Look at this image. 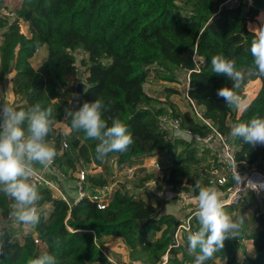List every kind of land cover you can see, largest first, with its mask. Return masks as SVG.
Wrapping results in <instances>:
<instances>
[{
	"label": "trees",
	"instance_id": "16d2710c",
	"mask_svg": "<svg viewBox=\"0 0 264 264\" xmlns=\"http://www.w3.org/2000/svg\"><path fill=\"white\" fill-rule=\"evenodd\" d=\"M17 8L18 19L11 25L0 19V81L12 78L19 103L12 105L27 109L36 103L51 106L56 118L54 131L48 143L58 155L55 164L65 173L75 172L77 162L94 164L102 168L88 176L91 188L106 186L113 175L108 163L118 156L120 168L142 164L148 158L162 157L171 162L164 181L180 190L189 185L194 196L197 183L193 168L200 166L197 147L182 134L168 133L160 126L165 115L181 120L183 130L190 129L205 137L212 129L194 114L187 96L200 109L205 120L234 147L240 168H256L264 172V146L253 147L242 139L229 136L235 123L248 122L254 117H264V77L249 76L238 90L241 95L253 81L261 79L262 88L256 98L238 117V110L226 106L217 96V90L231 87V81L212 71L211 58L222 54L235 59L237 66H253L251 42L258 35L247 28L248 22L258 19L264 29V0H253L249 5L240 0L225 6L228 0H22ZM29 25V35L20 33L18 20ZM261 29H256L259 34ZM48 48V55L38 69L31 60L38 50ZM83 55L81 66L85 70L84 91L70 104L60 98L62 91L76 94L79 68L74 51ZM86 54V55H85ZM190 56L204 60L200 71L188 76L185 88L187 111L182 112L169 100L162 101L149 95L145 89L150 67L159 66L157 76L163 81L175 82L184 71ZM7 84V83H6ZM170 94L175 90H168ZM103 98L112 104L103 114L109 126L119 118L134 137V145L127 153H110L103 161L96 158L98 141L85 139L82 132L71 129V119L66 108L78 110L85 102ZM65 124L70 133L64 134ZM67 141L71 152L61 153ZM210 150L206 149L204 153ZM214 159V156H213ZM213 161L205 166L201 187H208ZM154 180L149 175L142 184ZM185 185V189H189ZM38 190L43 199L38 203L41 223L34 226L35 234H27L23 242L15 239L16 231L4 228L10 240L8 256L0 257V264H28L41 254L55 255L59 264H115L104 250V239L119 238L128 250L129 260L135 264H193L196 253L188 249L187 235H181L177 246L175 235L182 220L174 214L160 212L158 205L146 200L147 193H130L116 189L109 206L100 210L87 198L70 207L63 199L47 188ZM224 200V199H223ZM225 201V200H224ZM250 225L244 213L243 225L238 233L224 242L207 264H264V200ZM49 206V209L45 207ZM226 207V206H225ZM235 211L238 206H229ZM14 211V201L0 193V213ZM192 214V213H191ZM189 214L187 217H189ZM192 227L200 225L194 215ZM46 246L41 251L36 243ZM251 242L249 250L246 243ZM242 251L244 258L238 260ZM167 257V261L166 258Z\"/></svg>",
	"mask_w": 264,
	"mask_h": 264
},
{
	"label": "clouds",
	"instance_id": "9594fccd",
	"mask_svg": "<svg viewBox=\"0 0 264 264\" xmlns=\"http://www.w3.org/2000/svg\"><path fill=\"white\" fill-rule=\"evenodd\" d=\"M250 52L253 66L248 69L239 68L235 59L222 54L211 58L212 71L231 81V87L217 90V96L229 108L246 111L248 104L238 90L247 77H264V29L252 40ZM111 107L110 101L106 104L103 98H96L93 102H85L78 110L66 108L64 111L65 116L71 119L74 132H82L85 139L98 141L95 152L101 161L113 152L127 153L135 142L127 125L119 118H114L111 126L103 118ZM56 123L51 106L43 107L36 103L18 110L12 104H0V193L14 201V211L9 215L24 225L34 227L41 223L38 203L43 196L32 178L37 174L35 165L48 167L58 155L47 140ZM229 136L242 139L253 147L264 146V117L233 124ZM194 190H198L195 216L200 227L190 231L186 239L189 251L196 253L193 264H207L224 248L225 240L240 231L244 221L243 218L233 219L224 210L223 194L215 187H201L197 182ZM4 219L0 214V257L6 258L10 240L4 230ZM28 264H59V261L55 255L44 253L30 259Z\"/></svg>",
	"mask_w": 264,
	"mask_h": 264
},
{
	"label": "built area",
	"instance_id": "2783aa9c",
	"mask_svg": "<svg viewBox=\"0 0 264 264\" xmlns=\"http://www.w3.org/2000/svg\"><path fill=\"white\" fill-rule=\"evenodd\" d=\"M245 3L252 5L253 0H247L245 1ZM0 19L6 20L9 25L16 22L18 19V14L14 10L9 8L5 3H3L2 0H0ZM18 23L20 33L29 35L30 28L28 23L24 22L22 19H19ZM1 35L2 30H0V38ZM75 52L80 53L81 51L76 50L73 52V54ZM196 59L197 57L194 56V62L196 66L195 71H200L201 65L204 63V60L198 58L199 63H197ZM76 79L84 84L85 74L81 78L78 75ZM0 84H2L1 81ZM246 93L247 92H243L240 95L244 101L248 96V94ZM2 94L3 92L1 87L0 104L3 103ZM187 99L192 105L194 114L197 116V118H199L202 122L207 124L212 129V133L205 137H202L193 130H183L181 126V120L178 118H173L169 115L161 117L160 126L168 133H170V135L182 134L184 137H187L190 140H194L203 144L205 147H207V149L213 152L214 159L212 161L214 164V168L211 172L212 177L210 180V185L215 187L219 192L223 194L222 196L225 200V206L250 207L252 204L258 205L259 203H261L264 200V172H261L256 168H240L235 155L234 147L228 142L225 136L220 134L210 124L209 121L205 120L200 109L197 108L194 101L191 100L188 96ZM52 144L53 143H51L50 145L52 146ZM60 150L61 153H70L71 145L67 141H63ZM148 159L150 160V163L146 162V159L142 164L120 168L118 165L119 157L116 155L112 156L108 160V163L113 168V175L111 177V180L106 186L97 189H93L90 187L88 182L89 174L88 171L84 168L85 164L81 160L77 162L78 168L75 171L77 175L76 179H74L73 181L74 184L68 183L66 181L67 174L62 170V168L55 164V159L54 162L48 167H44L41 165L37 167L35 165L37 174L32 178V182L36 183L37 187L52 190L55 195L63 199L70 207L87 198L92 203L96 204V206L100 210H105L109 206V203L116 189H123V187L120 185L122 181L120 182L119 180L121 173L126 174L129 177H133L136 174L137 170L149 169V166H152L153 169H156L158 171L162 170L161 164L155 157ZM96 168H99L102 171V168ZM70 173L72 174L73 172ZM69 186L75 187L76 195L73 197L69 194V190L67 188ZM165 188L169 193L178 197L180 203L183 206H186L191 202H194L196 204L198 203L196 199L197 195L194 196L192 191L185 189V184L180 190H176L172 184H168L165 182ZM45 208L49 209V206H46ZM160 211H162V207L160 208ZM9 214L7 215V221H11L13 219V217ZM194 215L195 214H191L189 217L185 218V220L183 219L182 223L179 225L175 235L177 246L181 242L182 233L196 231V229L192 227L191 224ZM36 243L39 244V240H36ZM165 259L167 261V257Z\"/></svg>",
	"mask_w": 264,
	"mask_h": 264
},
{
	"label": "rangeland",
	"instance_id": "374dc122",
	"mask_svg": "<svg viewBox=\"0 0 264 264\" xmlns=\"http://www.w3.org/2000/svg\"><path fill=\"white\" fill-rule=\"evenodd\" d=\"M236 0H228L227 4L225 6H231L232 2ZM242 2H245L247 0H240ZM3 3H5L9 8L14 10L16 12L17 8H19L23 1L22 0H2ZM17 13V12H16ZM262 22L258 19H255L253 22H248L247 23V28L250 32L255 33L259 35L256 32V29H262ZM40 55H44L42 59H38ZM48 55V48L43 47L38 52L36 53L35 57L31 60L32 66L35 69H38L43 61L46 59ZM77 63H78V68H79V76L80 78L84 76L85 70L83 69L84 67L81 66V60L84 54L81 52H75L74 53ZM196 62L199 63V59H196ZM161 68L157 65L151 66L150 67V76L148 78L147 84L145 86V89L147 93L155 98L161 99L162 101L169 100L170 102H173L176 108L182 112L187 111L188 106L186 103V97H185V88L188 87L187 85V79H188V74L186 71H180L177 75V80L175 82H168V81H163L160 79V77L157 76L156 71H160ZM14 77V73L9 74L7 76V84L4 82L0 84V88L2 87V100L3 102L13 104L14 102L19 103V96L15 94L14 92V83L12 78ZM78 83L79 81L76 80ZM248 87V86H247ZM245 88L243 92H247L246 94H249L248 88ZM168 90H175L176 93L170 94ZM76 94L72 93L71 91H62L60 93V98L62 99H67L70 101V104H72ZM245 97V95H244ZM241 111V110H240ZM238 114V113H237ZM61 131L64 134H68L70 128L68 129L65 124L60 126ZM189 139V138H188ZM190 140V139H189ZM191 142L194 143V146L197 147V152H198V158H202L203 162L200 166H197L193 168V174L195 177L196 182H198L200 185H203V179L205 177V166L207 165L208 162H212L213 160V152L210 150L207 154L203 152L206 151L207 147H205L203 144L196 142L194 140H190ZM209 150V149H208ZM158 162L162 166V170L158 171L156 169H153L152 166H149V169H139L137 170L136 174L133 177H129L126 174L121 173L119 180H120V185L122 187H125V189L129 190L130 193H140L144 192L147 193L148 197L145 196L146 200L149 202H154L155 205H158V208L162 207V211H165V213H171L172 207H176L177 210L174 211V215L179 219V220H185L189 214H195L196 210L198 208V203L191 202L186 206H183L179 198L174 196L173 194L169 193L166 188H165V181H164V175L166 174V170L169 168L171 165L170 161L165 160L162 157H156ZM150 160L147 159L146 162H149ZM84 168L88 171L89 175H95L101 172V169L96 168L94 164H86L84 165ZM67 174V182L68 183H73L74 184V179H76V172H73L72 174L66 173ZM152 175L154 177V180L150 182H145L146 178ZM186 185V184H185ZM187 186V185H186ZM129 187V188H128ZM190 190L189 185L187 186ZM69 190V194L73 197L76 195L75 192V187L74 186H69L67 187ZM191 191V190H190ZM151 199H154L153 201ZM223 199V196H222ZM261 205L257 204H252L250 207H242L239 206L235 211H231V207L226 206L224 210L229 213L233 218L235 216L241 217L244 213L245 217L249 220V223L251 226L255 224L254 218L257 212H259ZM180 207V209H179ZM161 212V211H160ZM3 215L4 219V228H11L16 231L15 239L19 242H23L24 237L27 234H35L34 227L30 225H24L18 221L13 219L11 221H7V214L0 213ZM196 228V227H195ZM197 229V228H196ZM105 244H107L108 247H104L105 251L108 254V257L110 260L114 263L117 264H130L129 263V257H128V250L126 246L124 245L123 241L119 238H114V237H108L106 239ZM39 248L41 251H46L47 248L45 245H43L41 242H39ZM248 249L250 250L252 248V243L247 242L246 243ZM244 258V254L242 251L239 252L238 254V260L242 261ZM218 264H225V262L218 261Z\"/></svg>",
	"mask_w": 264,
	"mask_h": 264
},
{
	"label": "crops",
	"instance_id": "0c3cea01",
	"mask_svg": "<svg viewBox=\"0 0 264 264\" xmlns=\"http://www.w3.org/2000/svg\"><path fill=\"white\" fill-rule=\"evenodd\" d=\"M264 11H262L261 13H263ZM43 56L44 55H40L39 57H38V59H42L43 58ZM248 89V92H249V94H248V96L246 97V99H245V101H246V103L248 104V106L251 104V102L256 98V96L258 95V93L260 92V90H261V88H262V81H261V79H258V80H256V81H253V82H251L249 85H248V87H247ZM243 111L244 110H239L238 111V117H240L241 116V114L243 113ZM68 128V127H67ZM69 129V128H68ZM70 131L71 130H69V133H70ZM37 167L38 166H40L39 164L38 165H36ZM146 197H148V195H145ZM152 201L154 200V199H151ZM155 202V201H154ZM154 202H152L153 204H155ZM179 209H180V207H179ZM175 210H177V208L176 207H172L171 208V210H169V211H171L173 214H174V211ZM162 213H165V211H162ZM106 239H108V238H105L104 239V246L105 247H108L107 246V244H105V241H106ZM240 260V259H239ZM129 263L130 264H135V263H133V262H131L130 260H129ZM217 264H218V261H217Z\"/></svg>",
	"mask_w": 264,
	"mask_h": 264
},
{
	"label": "water",
	"instance_id": "95a60500",
	"mask_svg": "<svg viewBox=\"0 0 264 264\" xmlns=\"http://www.w3.org/2000/svg\"><path fill=\"white\" fill-rule=\"evenodd\" d=\"M195 69H196V66H195V62H194V56H190L187 59V65H186L185 71L187 74L190 75L191 73H193L195 71ZM83 91H84V84L82 82H79L77 84V91H76V100L77 101L79 100V98L83 94ZM78 105H79L78 102L75 103L73 110H76Z\"/></svg>",
	"mask_w": 264,
	"mask_h": 264
}]
</instances>
